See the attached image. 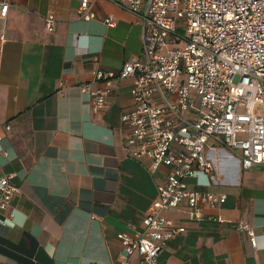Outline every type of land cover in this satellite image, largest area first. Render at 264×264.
<instances>
[{
	"label": "crops",
	"instance_id": "obj_1",
	"mask_svg": "<svg viewBox=\"0 0 264 264\" xmlns=\"http://www.w3.org/2000/svg\"><path fill=\"white\" fill-rule=\"evenodd\" d=\"M0 170L12 173V196L0 227V264H120L118 234L132 235L156 196L166 168L129 156L120 115L131 106V79L113 82L104 106L91 112L97 69L117 72L140 53L136 17L105 0H90L99 17L76 15L79 0H0ZM52 14L51 31L42 18ZM207 149L215 170L202 190L225 193L193 218L185 203L163 214L184 231L157 254L159 264H264V167L242 169L237 151ZM205 182V177L198 176ZM193 186V179L187 180ZM243 219L258 248L235 229ZM127 264H141L136 255Z\"/></svg>",
	"mask_w": 264,
	"mask_h": 264
},
{
	"label": "built area",
	"instance_id": "obj_2",
	"mask_svg": "<svg viewBox=\"0 0 264 264\" xmlns=\"http://www.w3.org/2000/svg\"><path fill=\"white\" fill-rule=\"evenodd\" d=\"M105 1L136 17L140 53L117 72L97 69L92 81L101 86L91 89L84 83L79 89L88 95L90 111L97 112L113 82L131 79V106L120 115L128 128L126 151L135 159L148 158L152 171L164 166L166 173L140 228L132 235L118 234L124 254L120 264L131 255L141 264H159L158 252L184 231L164 210L185 203L190 216L198 218L202 207L214 208L225 200L223 192L201 189L215 170L207 149L217 144L237 151L242 169L264 167V0ZM89 4L79 0L76 15L113 25L111 16L98 17ZM6 7L0 2V14ZM54 21L52 14L45 15L44 29L51 31ZM257 107L263 112H256ZM0 128L10 129L2 122ZM0 156L7 157L1 146ZM12 177L0 170V227L10 199L19 192ZM235 229L251 248H258V235L247 221L237 219Z\"/></svg>",
	"mask_w": 264,
	"mask_h": 264
},
{
	"label": "rangeland",
	"instance_id": "obj_3",
	"mask_svg": "<svg viewBox=\"0 0 264 264\" xmlns=\"http://www.w3.org/2000/svg\"><path fill=\"white\" fill-rule=\"evenodd\" d=\"M255 111L256 112H263V109L261 108V107H257L256 109H255ZM217 144H215L214 146H216ZM161 168H164L165 169V167L164 166H161Z\"/></svg>",
	"mask_w": 264,
	"mask_h": 264
}]
</instances>
